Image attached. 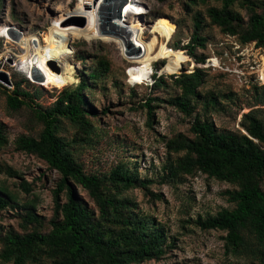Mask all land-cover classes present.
Wrapping results in <instances>:
<instances>
[{
    "label": "rangeland",
    "instance_id": "1",
    "mask_svg": "<svg viewBox=\"0 0 264 264\" xmlns=\"http://www.w3.org/2000/svg\"><path fill=\"white\" fill-rule=\"evenodd\" d=\"M130 2L127 21L138 22L140 27L142 23L147 25L144 41L151 37L150 25L157 18L165 16L167 18L161 17L158 22H169V19L176 25L175 34L161 57L151 64L133 62V56L124 54L114 40H88L70 33L69 39L76 52L70 58L76 68L75 80L60 89L48 87L33 78L22 59L23 46L19 40L9 38L8 30L16 27L23 37L39 33L53 22L60 23L77 7L79 0H0V70L7 72L11 81L9 86L2 85L12 92L20 83L33 94V106L39 104L48 108L57 102L65 89L86 81L88 118L98 126L96 131L86 138L78 126L62 117L59 134L70 142L74 158L88 174L109 175L120 164L134 171L137 184L123 190L120 196L132 201L134 213L155 218L154 223L164 231L165 253L162 256L128 264H257V255L250 250L236 253L228 246L226 231L207 230L199 224L200 219L234 208L227 191L239 189V186L211 178L201 171L175 175L172 169L175 170L177 160L184 153L176 152L170 144L181 135L194 137L191 126L197 115L212 120L219 131L248 134L243 126L248 121L246 115L256 109L264 110V74L261 73L264 47H258L255 42L242 45L237 37L225 35L213 25L208 9L220 6L217 0L192 6V13L185 11L183 0ZM237 9L247 20V10L239 6ZM198 11L207 24L203 34L208 41L206 47L199 46L196 52L218 61L210 64L206 61L203 82L198 87L201 95L192 98L194 110L187 114L173 100L184 91L177 77L189 73L193 61H186L188 56L184 53L182 68L189 69L169 73L164 71L167 61L159 60L176 55L178 49L188 51L174 47L178 32L176 20L180 23L181 34L187 39L194 27V13ZM79 17L84 16L71 14L69 18H75V24L70 26L79 27L80 20H76ZM174 57L180 59V54ZM159 78L162 82L157 84ZM209 95L216 96L218 102L207 107L205 100ZM0 123L6 137L0 147V187L15 195V202L20 204L0 213V239L7 232L26 233L38 229L48 233L54 215L53 190L61 174L38 156L18 148L22 136L38 137L43 123L32 106L11 110L4 88L0 89ZM10 169L18 174H10ZM24 181L30 184L31 192L23 189ZM72 183L77 195L99 215L96 201L89 192L80 184ZM261 185L264 190V181ZM63 199H66L65 194ZM30 201H35L39 222H29L25 218L27 210L22 205ZM1 245L0 241V249ZM0 264L14 262L0 261ZM26 264L60 263L51 256L37 253Z\"/></svg>",
    "mask_w": 264,
    "mask_h": 264
},
{
    "label": "trees",
    "instance_id": "2",
    "mask_svg": "<svg viewBox=\"0 0 264 264\" xmlns=\"http://www.w3.org/2000/svg\"><path fill=\"white\" fill-rule=\"evenodd\" d=\"M183 1L186 3L185 11L192 13V6L208 0ZM217 1L220 6L208 9L213 25L225 35L237 37L242 45L255 42L258 47H264V0ZM237 6L247 10V20ZM194 14V27L187 39L181 34L180 23L176 20L178 32L174 40V47L188 49L194 60L192 67L188 68L190 72L177 77L184 91L173 100L187 114H192L194 110L192 98L201 95L198 87L203 82V68L207 61L205 54L196 52L199 46L207 45L208 38L203 34L207 24L200 11ZM174 27L176 30L175 24ZM176 53L180 54V59L174 57L177 54H171L164 71L177 73L183 66V50H176ZM92 76L97 77L96 74ZM160 82L162 78L157 79V84ZM1 88L6 90L11 110L32 106L43 123L40 135L22 136L18 140V148L44 160L61 174V178L53 190L55 206L50 231L7 232L0 239V261L26 264L37 253H42L55 258L60 264H128L162 256L165 249L161 226L154 223L153 217L134 213L132 201L120 196L123 190L137 184L134 171L120 164L109 175L88 174L74 158L70 142L59 134L62 117L78 126L86 138L96 131L98 126L88 118L90 113L86 108V81L77 87L65 89L57 102L48 108L39 104L33 106V94L20 83L15 85L12 92L2 84ZM217 102L218 98L214 95L207 96L205 100L207 107ZM246 119L248 121L243 126L248 134L219 131L212 120L197 115L191 126L194 137L181 135L170 144L176 152L184 153L177 160L172 173L194 174L201 171L211 178L238 185L239 189L227 191L234 208L223 209L216 216L200 219L199 224L207 230L226 231L227 244L233 251L250 250L257 255V264H264V190L261 185L264 181V110H253L246 115ZM5 142L3 125L0 123V147ZM9 172L18 174L13 169ZM72 182L89 192L96 201L99 215L77 195ZM22 187L31 192L27 181L22 183ZM16 199L15 195L0 187V213L9 207L20 206ZM22 206L27 210L25 218L29 222L40 221L35 211V201L25 202Z\"/></svg>",
    "mask_w": 264,
    "mask_h": 264
},
{
    "label": "bare ground",
    "instance_id": "3",
    "mask_svg": "<svg viewBox=\"0 0 264 264\" xmlns=\"http://www.w3.org/2000/svg\"><path fill=\"white\" fill-rule=\"evenodd\" d=\"M130 1L131 0H79L77 7L69 11L67 17L61 20L60 23L53 22L46 30L31 34L28 37H23L20 34L19 37L16 38L11 35L9 29L8 35L11 39L15 38V40H19L23 46L25 53L22 55V59L27 64L32 76L36 74L37 77H40L38 80L43 81L48 87L63 89L67 84L75 80L73 74L76 68L70 58L76 52L69 39L70 33L76 35L78 38L84 36L88 40H114L121 46L124 54H127V42L123 37L100 32L98 27L99 10L103 3H115L116 6H121V19L120 21H114V26H116V28L122 25L127 27L132 33L131 37L133 42L139 46L138 48L141 51L140 55L132 57L133 62L151 64L161 57L164 49L168 46L167 43H169L173 36L175 31L174 25L169 19V22H158L160 17L157 18L153 25H151V37L147 41H144L143 33L146 35L147 28L144 23H142L141 27L138 22L128 23L127 13L129 12L128 10L131 9ZM132 6L133 8L135 7V1H133ZM71 14L84 16L87 19L88 26H70L71 24H75L73 18H69ZM172 50L176 49L172 48ZM183 52L188 56V60L186 61H194L189 51L183 50ZM161 60L170 61L169 58H162L159 61ZM207 61L210 64L211 61L218 60L215 58H207ZM261 73L264 74V64Z\"/></svg>",
    "mask_w": 264,
    "mask_h": 264
},
{
    "label": "water",
    "instance_id": "4",
    "mask_svg": "<svg viewBox=\"0 0 264 264\" xmlns=\"http://www.w3.org/2000/svg\"><path fill=\"white\" fill-rule=\"evenodd\" d=\"M121 17V6H116L115 3H103L101 6V9L99 10V23L98 27L100 29V32L104 34H113V35H119L123 37L127 42V54H132L135 52H140L139 46L136 45L132 40V33L130 30L125 26H120L119 28H116L114 26V21H120ZM75 18L73 19L74 22ZM76 20H80L79 26L85 27L87 25V19L85 17H79L76 18ZM10 33L13 37H19V35L22 33L19 29L16 27L10 28ZM34 79H40V77H37L36 74L33 76ZM0 83L9 86L11 84L10 78L8 76V73L0 70Z\"/></svg>",
    "mask_w": 264,
    "mask_h": 264
},
{
    "label": "built area",
    "instance_id": "5",
    "mask_svg": "<svg viewBox=\"0 0 264 264\" xmlns=\"http://www.w3.org/2000/svg\"><path fill=\"white\" fill-rule=\"evenodd\" d=\"M145 25V24H144ZM145 27H147V25H145ZM150 28H151V25H150ZM176 31V30H175ZM175 31H174V33H173V36H174V34H175ZM173 48V47H172ZM173 49H175V48H173ZM141 52V51H140ZM140 52H135V53H132V54H127V55H129L130 57H134L135 55H140ZM124 53V52H123Z\"/></svg>",
    "mask_w": 264,
    "mask_h": 264
}]
</instances>
